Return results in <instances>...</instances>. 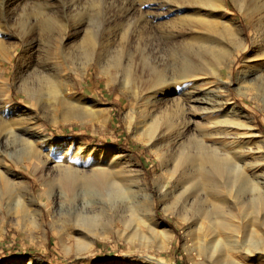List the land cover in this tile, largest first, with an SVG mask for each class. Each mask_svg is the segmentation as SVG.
<instances>
[{"label": "rangeland", "instance_id": "374dc122", "mask_svg": "<svg viewBox=\"0 0 264 264\" xmlns=\"http://www.w3.org/2000/svg\"><path fill=\"white\" fill-rule=\"evenodd\" d=\"M172 1L21 0L13 7L18 14L17 18L21 17L22 24L25 22L24 28L29 24V28L34 30H32V38L36 42H34L32 58L38 62L39 67L56 68L60 66L62 60L52 47L54 43L49 44L53 41L46 40L45 32L39 26L42 25V21L38 24L35 22L37 18L34 12L35 3L47 5L46 12L50 17L55 16L62 21L70 19L69 14L75 11L80 13L78 18L83 23L79 24L82 25L81 27L70 22L67 25L63 37L65 49H70L79 42L87 30L91 33L96 31L100 37L108 40L109 44L99 61H95L98 65L106 66L103 71L92 63L84 75L75 71L70 72V90L74 92L72 99H81L82 104L79 106H85L88 111L96 112L94 120L88 117L84 119L88 113L82 110H69L67 106H63V108L58 107L57 111L48 104L36 108L34 101L30 103L22 97L15 85L16 66L26 44L6 25L8 31L4 35L5 43L10 47L18 46L12 53L11 63L4 64L9 93L17 106L34 110L42 133L47 137L40 143L29 141V145L38 150L40 155L38 159H26L25 155L19 153L20 147L11 144L4 153L7 154L6 169L14 172L19 179L11 177V180L14 179L12 181L14 184L10 194H6L0 185V205H6L8 211V215H5L3 220L5 229L0 233V264H28V262H31L30 264H231L218 253L220 248L223 252L232 248L226 244L228 238L216 244L211 243L208 238L201 236L200 230L188 228L186 222H182L172 214L175 193L163 195L154 192V183H159L162 178V163L169 160L174 152L168 135L162 136L161 132L166 129L165 125L172 117L175 124H178L175 126L176 129L185 123L182 114L180 115L181 106L178 105L182 96L179 92L164 95L162 91H158L155 97L147 94L145 89L139 88L136 91L133 89L134 86L124 88L122 82L124 71L113 67L112 64L121 57V54L117 56V52H122V48H127L132 58L137 48H144L148 51L146 63L152 66L155 64L154 66L157 67L155 71L170 79L173 75H179L183 66L177 58L178 54L170 55L165 48L170 33H173L171 38L173 41L180 40L178 49L182 48L181 37L176 35L177 29H168V24L183 18H191L193 22H197L195 20L197 19L200 20L197 23L201 28L200 34L211 31V28L219 32L218 20L221 18L240 26V36L246 49L240 51V45L236 40L234 45L229 46L233 53L229 58V61L231 60L229 76H226L227 71L220 67L216 78H209V83L203 84L206 82L204 81L199 85L200 97H206L205 101L208 104L198 108V111L202 112L200 118L191 120L197 122L196 128L211 135L210 138L204 139V143L208 145L214 143L221 151H231L230 153L239 157L238 165L244 164L242 175L246 177V188L244 193L237 195L238 202L259 196L264 201V160H262L264 159V96L260 101L254 98V92L248 88L249 79L246 83L240 81L237 85L238 73L245 69L243 61L251 52L252 24L241 14L235 0H221L224 7L219 6L215 11L206 7L188 6V8L183 7L184 10L178 13L171 4ZM193 14L199 16L194 17ZM152 20L156 22L153 23ZM77 28L82 32L75 34ZM141 28L148 33L144 36L143 44L138 46L137 32L141 31ZM121 60L127 62L125 58ZM250 66L256 65L250 64ZM193 67L203 66L194 64ZM154 77L155 74L148 76L150 81L148 85L151 87ZM222 77L227 82L226 85L221 82ZM185 85L189 87L190 82ZM226 97L229 102L240 108L245 118H239L231 111L227 112L221 106L215 105V102L223 101L222 99ZM155 98L162 100L157 104L153 101ZM68 110L73 116L77 115L84 121L79 122L70 118L65 120L61 115ZM152 120H154L152 123H157V128L149 130L153 125ZM227 124H230L231 128ZM254 135L256 137H253ZM188 136L189 133L184 137ZM66 167L76 170L81 175L106 169L110 172L124 173L127 176L124 178L127 180L125 186L129 187L126 194L131 198L113 204L108 197L103 196V193L69 191L58 181V175ZM139 170L142 172L144 184L153 192L150 211L152 210L160 222L161 228L168 230L165 239L150 237L144 233L145 231L135 234L129 227L122 228L120 224L115 227L117 219H128L131 209L138 207L142 191L134 175H137ZM0 171L5 172L3 166L0 167ZM119 177L120 175L116 179ZM167 188L173 190L171 185ZM59 204L63 207L74 205L100 207L104 212L102 228L107 230L106 235L100 238L88 235L79 246L77 238L68 234L75 235L72 225L63 223L67 215L57 216ZM263 212L264 209L262 211L258 209L255 218ZM136 216L142 224H145L148 212L137 210ZM260 236L264 239V226L260 229ZM236 245L239 246L240 243ZM80 249L83 251L78 252ZM256 257L264 264V252L256 254Z\"/></svg>", "mask_w": 264, "mask_h": 264}, {"label": "bare ground", "instance_id": "6f19581e", "mask_svg": "<svg viewBox=\"0 0 264 264\" xmlns=\"http://www.w3.org/2000/svg\"><path fill=\"white\" fill-rule=\"evenodd\" d=\"M19 1L21 0H0V167L3 166V169H5V172L0 171V185L6 194H10L11 192L12 185L14 184L12 181L19 179V176L14 172L6 169L8 162L7 154L5 155L4 153L8 149L9 144L20 147L19 153L25 155L26 159H38L40 157L38 150L34 146L31 147L29 141L40 143L47 137L42 133L41 125L34 110L22 109L17 106L9 93V84L5 76L4 64L11 63L12 53L18 46L10 47L5 43L4 35L8 31L6 25L19 35L20 40L26 44V48L18 57L16 66L15 85L22 97L30 103L34 101L36 108L48 104L57 111L58 107L63 108V106H67L69 110H82L88 113L84 119L88 117L94 120L96 112L88 111L85 109V106H79V104H82L81 99H72L71 96L74 92L70 90V72L75 71L84 75L92 63H95L97 68L103 71L106 66L98 65L96 62L99 61L100 56L106 51L109 44V41L100 37L96 31L91 33L87 32V30L79 42L70 49H65V39L63 37L67 25L70 22L81 27L82 25L79 26V24L82 22L78 18L80 13L74 10V13L69 14L70 19L62 21L55 18V16L50 17V14L46 12L47 5L35 3L36 9L34 12H36L37 17L35 22L38 24V22L42 21V25L39 26L45 32L46 40L49 42L53 41L49 44L54 43L52 47L62 60L60 66H56V68L39 67L38 62H35L32 58L34 42H36L32 38L33 28L30 29L29 24L27 28H24L25 22L22 24L20 21L21 17L17 18L18 14L13 8ZM235 2L239 6L241 14L252 24L251 52L243 61L245 69L238 73L237 85H239L240 81L244 84L249 79L250 87L248 88L254 92V98L260 101V98L264 96V0H235ZM171 4L176 8L177 13L184 10L183 7L188 8V6H191V8L206 7L214 9V11L219 6L224 7L221 0H173ZM70 11L71 9H69ZM192 16L198 17L199 15L193 14ZM192 20L191 18H183L167 26L168 29H177L178 34L176 35L181 37L182 48L180 50L178 49L180 40L173 41L171 39L173 33H170V38L165 45L170 55L178 54L177 58L183 66L179 75H173L172 78L167 79L163 74H158L159 72L155 71L157 68L154 66L155 64L152 66L146 63L148 51L144 48H137L133 58L127 48H122V52H117V56L121 54V57L116 59L112 66L124 71V79L122 81L124 88L134 86L133 89L136 91L139 88L145 89L147 94L155 97H157L158 91H162L164 95L179 92V95L182 96L181 103L178 105L181 106L179 108L181 111L180 115L182 114L185 123L183 122L184 124L176 129L177 123L175 124V121L172 119L173 117H170L171 119L165 125L166 129L161 132L162 136L168 135L167 137L174 152L169 160L162 163V178L159 183H154V192L163 195L170 192L172 195L175 193L172 214L182 222H186L188 228L200 230L201 236L208 238L211 243L216 244L228 238L226 244L227 246H232V248L227 252H223L222 248H220L218 253L223 258L228 259L231 264H263L262 260L260 261V258L256 257V254L264 252V239L260 236V229L264 226V212L258 218H255V215L258 209H261V211L264 209V201L259 196L257 198H248L247 201L238 202L237 195L244 193L246 188V177L242 175V170H244L242 165L244 164L238 165L237 159L239 157L230 153L231 151H221L214 143L209 145L204 143V139L210 138L211 135L202 132L198 127L196 128L197 122L191 120L193 118H200L202 112L200 113L198 108L208 104L205 101L206 97H200L201 90L199 89V85L204 81L206 82L203 84L209 83V78H216L220 67L227 71L226 76H229L231 61H229V58L233 55L229 46L234 45L236 40L240 45V51L246 49L240 36L241 27L236 26L230 20L221 18L218 20L220 21L218 23L219 32L215 28H211V31L200 34L201 28L197 24L200 20L195 19L197 22H193ZM152 22L155 23L156 20H152ZM175 23H177L176 26ZM81 32L77 28L75 34ZM137 33L139 37L138 46H140L143 44L144 36L148 31L141 28V31ZM122 57L127 60L126 63L121 60H124ZM130 60L131 63H129ZM194 64H200L203 67L196 68L193 67ZM250 64L256 66L252 67ZM153 74H155V77L154 83L152 82L153 87H151L148 85L150 83L148 76ZM187 82H190L189 87L185 85ZM221 82L225 85L227 84L224 77H222ZM176 87L180 88L177 89ZM160 100L162 98H155L153 101L158 104ZM222 100L215 102V105L221 106L227 112L231 111L239 118H245L240 108H237L234 103L229 102L227 97ZM34 105H31V107H35ZM69 110L65 113L63 112V115H61L65 120L70 118L79 122L84 121L83 118L77 115L73 116ZM152 124L149 130L157 128V123ZM229 125L227 124L228 127H230ZM188 133L189 136L184 137ZM253 137H256V135ZM120 173L110 172L106 169L96 170L88 175H81L76 170L66 167L58 175V181L69 191L77 192L81 190L86 193H103V196L108 197L111 203L116 204L120 200L131 198L129 194H126V191H129V187L125 186L127 185V180L124 178H127V176L124 173ZM119 175L120 177L116 179ZM11 177L14 179L11 180ZM134 178L135 181L139 182V188L142 191L140 202L137 208L131 209V215L128 219H117L118 223L116 222L115 227L120 224L122 228L129 227L135 234L145 231V234L153 238H167L168 230L161 228L160 222L156 219L152 210L150 211L153 203V192L144 184L142 172L140 170L137 171V175L135 174ZM169 185L173 187L172 191L167 188ZM137 210L148 212L145 224H142V221L137 218ZM5 215H8L6 205H0V233L5 229L3 225ZM65 215H67V218L63 223L72 225L75 235L72 233L68 234L70 237L77 238L79 246L82 245V240L88 238V235L100 238L107 233V230L102 228L104 225L102 223L104 212L100 207H80L77 205L63 207L59 204L57 216ZM117 231L119 232V229ZM238 242L240 243L239 246L236 245ZM90 243L92 245V241ZM167 243H169L168 239ZM81 251L83 249H80L78 252ZM30 263L28 262V264Z\"/></svg>", "mask_w": 264, "mask_h": 264}]
</instances>
